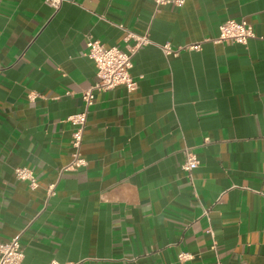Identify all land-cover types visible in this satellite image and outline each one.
<instances>
[{"label":"crops","instance_id":"1","mask_svg":"<svg viewBox=\"0 0 264 264\" xmlns=\"http://www.w3.org/2000/svg\"><path fill=\"white\" fill-rule=\"evenodd\" d=\"M228 19L253 38L213 43ZM126 32L150 41L132 57L137 89L95 95L86 164L63 172L66 119L95 82L85 44L126 52ZM16 236L20 264H264V0H0V242Z\"/></svg>","mask_w":264,"mask_h":264},{"label":"built area","instance_id":"2","mask_svg":"<svg viewBox=\"0 0 264 264\" xmlns=\"http://www.w3.org/2000/svg\"><path fill=\"white\" fill-rule=\"evenodd\" d=\"M156 7L174 5L181 7L184 0H152ZM63 0H45V4L57 10ZM253 34L249 25L244 21L226 20L218 28V37L213 39V43L245 45ZM125 40L132 42L126 46V52L118 48H106L97 41L88 40L85 44V56L92 61L95 67V82L81 94L83 110L80 113L71 115L66 119L72 127L69 147L70 162L64 167L63 172L76 171L85 166L86 162L82 157L81 145L83 133L87 123L89 109L93 106L95 95L110 91L116 87H123L128 93L137 89V82L130 74L132 68V57L135 53L150 44L147 35H136L126 32ZM165 56H176L180 51H198L200 44H190L171 49L169 45L160 46ZM32 100L34 97H29ZM183 162L180 166L181 171L191 177L192 172L197 168L198 161L191 151L184 149L182 152ZM16 180L26 182L30 190L38 187L37 180L33 172L26 168H16L13 171ZM55 184L46 188L47 197L54 195ZM206 214V212H203ZM210 232V231H209ZM211 234V233H210ZM23 258L22 249L19 244V237L16 236L9 241L0 242V264H20ZM191 256L186 253L178 255L180 262L191 260ZM49 264H69L51 261ZM215 264H220L218 261Z\"/></svg>","mask_w":264,"mask_h":264}]
</instances>
